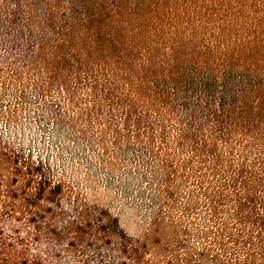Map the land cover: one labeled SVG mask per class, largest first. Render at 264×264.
<instances>
[{
    "label": "trees",
    "instance_id": "1",
    "mask_svg": "<svg viewBox=\"0 0 264 264\" xmlns=\"http://www.w3.org/2000/svg\"><path fill=\"white\" fill-rule=\"evenodd\" d=\"M129 1L67 0L64 8L59 0H3V35L8 34L14 53L36 72L35 85L45 80L41 96H47L56 79L68 103L78 107L68 80L78 86L87 81L90 97L100 98L117 120L100 126V141L106 135L113 140L122 136L145 146L160 172L153 227L172 218L182 186L189 188L184 211L194 209V192L203 197V228L196 233L203 243L199 252L181 254L185 241L147 242L121 231L98 232L91 239L72 222L64 230L69 264H90L85 246L98 249L113 242L114 264H264V42L203 47V60L188 64L173 44L155 46L140 31L118 27L123 17L117 7ZM183 66L193 75H184ZM82 114L100 121L96 118L102 110ZM85 131L79 134L85 136ZM43 185L36 182L34 204L21 207L37 233L32 209L39 208ZM61 191V184L54 186L55 195ZM17 216L10 207H0V264H63L54 251L31 252L23 236L5 233L4 218ZM177 223L171 222L173 232ZM59 240L61 234L52 242Z\"/></svg>",
    "mask_w": 264,
    "mask_h": 264
},
{
    "label": "rangeland",
    "instance_id": "2",
    "mask_svg": "<svg viewBox=\"0 0 264 264\" xmlns=\"http://www.w3.org/2000/svg\"><path fill=\"white\" fill-rule=\"evenodd\" d=\"M59 1L65 8L67 0ZM120 4V29L140 31L144 41L155 46L173 44L179 59L188 64L190 60H203V47L220 45L226 49L251 40L264 42V0H130ZM0 6H4L3 0ZM5 20L1 12L0 207L19 212L17 220L4 218L5 233L23 236L31 252L54 251L63 264L71 262L64 230L72 222L76 231L91 239L98 232L115 235L121 231L147 242L185 241L181 254L199 252L197 248L203 242L196 233L203 228V197L194 192L190 197L194 209L184 211L189 188L182 186L172 218L158 229L153 227L160 172L145 146L122 136L113 140L106 135L100 141V126L116 124L117 120L106 112L100 98L90 97L87 81L85 86H78L73 79L68 80L78 107L68 103L56 79L47 96H41L45 80L35 85L36 72L14 53L8 34L3 35L6 32L1 23ZM182 68L184 75H193L188 67ZM15 74L19 75L16 81ZM182 90H187L186 84ZM177 101L181 104L182 98L177 97ZM93 109L102 110L101 118H96L100 121L94 115L91 119L82 114ZM86 121L90 124L84 129ZM80 130H86L85 136L79 134ZM31 176L34 182L29 184ZM40 180L43 197L39 208L32 209L39 227L36 230L40 231L37 241L34 223L28 222L31 215L21 207L34 204V188ZM58 183L62 191L55 195L53 188ZM173 220L178 222L176 232L170 228ZM86 223L89 225L85 228ZM100 224L107 228L99 230ZM49 231L61 234V240L52 242L55 235ZM85 248L90 264H114V242L98 249L93 244Z\"/></svg>",
    "mask_w": 264,
    "mask_h": 264
}]
</instances>
